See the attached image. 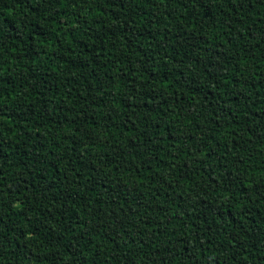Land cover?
<instances>
[{"label": "trees", "instance_id": "1", "mask_svg": "<svg viewBox=\"0 0 264 264\" xmlns=\"http://www.w3.org/2000/svg\"><path fill=\"white\" fill-rule=\"evenodd\" d=\"M0 264H264V0H0Z\"/></svg>", "mask_w": 264, "mask_h": 264}]
</instances>
